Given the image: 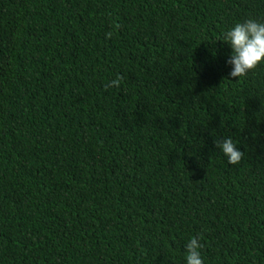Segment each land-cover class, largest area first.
Returning a JSON list of instances; mask_svg holds the SVG:
<instances>
[{
    "label": "trees",
    "instance_id": "trees-1",
    "mask_svg": "<svg viewBox=\"0 0 264 264\" xmlns=\"http://www.w3.org/2000/svg\"><path fill=\"white\" fill-rule=\"evenodd\" d=\"M247 19L264 0H0V264H186L193 236L264 264V63L233 79L212 42Z\"/></svg>",
    "mask_w": 264,
    "mask_h": 264
},
{
    "label": "clouds",
    "instance_id": "clouds-1",
    "mask_svg": "<svg viewBox=\"0 0 264 264\" xmlns=\"http://www.w3.org/2000/svg\"><path fill=\"white\" fill-rule=\"evenodd\" d=\"M106 35L111 38L112 33L109 32ZM216 41H222L232 49L227 63L231 66L229 76L233 79L246 76L250 71L264 63V22L247 19L236 23L232 28L225 31L220 38L212 42L215 43ZM122 80L123 76H117L116 79L106 85V88L119 87ZM215 144L227 157L228 164L239 165L242 162L245 153L237 148V144L233 142L231 137L217 139ZM202 248L203 244L200 243L198 237L193 236L188 240L185 246L186 264H204L201 257Z\"/></svg>",
    "mask_w": 264,
    "mask_h": 264
}]
</instances>
